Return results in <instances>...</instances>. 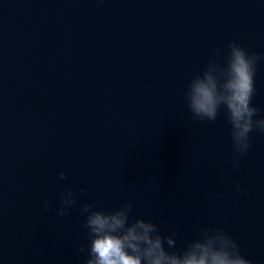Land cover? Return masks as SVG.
<instances>
[{
  "label": "water",
  "instance_id": "obj_1",
  "mask_svg": "<svg viewBox=\"0 0 264 264\" xmlns=\"http://www.w3.org/2000/svg\"><path fill=\"white\" fill-rule=\"evenodd\" d=\"M234 38L264 54V0H0V264H83L79 203L55 211L67 188L132 201L178 246L222 227L264 264V134L236 169L223 113L194 124L183 100ZM255 87L264 116V64Z\"/></svg>",
  "mask_w": 264,
  "mask_h": 264
},
{
  "label": "clouds",
  "instance_id": "obj_2",
  "mask_svg": "<svg viewBox=\"0 0 264 264\" xmlns=\"http://www.w3.org/2000/svg\"><path fill=\"white\" fill-rule=\"evenodd\" d=\"M261 64L264 54L234 38L224 48L213 45L204 67L185 85L183 100L192 123L214 124L223 113L229 126L230 162L236 169L252 149V134H264V116L253 104ZM58 178L67 180V173L61 171ZM233 190L246 194L239 182ZM86 192V188L78 193L67 188L60 193L55 209L56 215L63 217L79 203L86 242L78 244L76 251L84 256L83 264H253L222 227L202 226L194 238L178 246L176 232L162 233L152 220L132 215V201H122L108 210L98 202L81 203ZM219 195L223 197V193ZM41 208L47 212L52 205L44 200Z\"/></svg>",
  "mask_w": 264,
  "mask_h": 264
}]
</instances>
